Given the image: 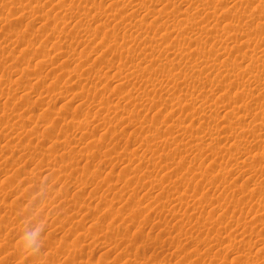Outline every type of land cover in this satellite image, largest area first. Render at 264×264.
<instances>
[{"label":"rangeland","instance_id":"374dc122","mask_svg":"<svg viewBox=\"0 0 264 264\" xmlns=\"http://www.w3.org/2000/svg\"><path fill=\"white\" fill-rule=\"evenodd\" d=\"M263 109L264 0H0V264H264Z\"/></svg>","mask_w":264,"mask_h":264},{"label":"bare ground","instance_id":"6f19581e","mask_svg":"<svg viewBox=\"0 0 264 264\" xmlns=\"http://www.w3.org/2000/svg\"><path fill=\"white\" fill-rule=\"evenodd\" d=\"M167 1H168V0H167ZM132 3H133V2H132ZM234 3H235V2H234ZM193 4H195V3H193ZM202 4H203V3H202ZM207 5H208V4H207ZM163 7H164V6H163ZM186 7H187V6H186ZM196 7H197V6H196ZM138 8H139V7H138ZM204 8H206V7H204ZM204 8H203V9H204ZM209 8H210V5H209ZM187 9H188V8H187ZM200 9H201V8H200ZM214 9H215V8H214ZM158 11H159V9H158ZM130 12H131V11H130ZM156 12H157V11H156ZM164 12H165V11H164ZM192 12H193V11H192ZM195 12H196V11H195ZM213 12H214V11H213ZM146 13H147V12H146ZM207 13H208V11H207ZM209 14H210V13H209ZM211 14H213V13H211ZM116 15H117V14H116ZM158 15H159V14H158ZM158 15H157V16H158ZM160 15H161V14H160ZM130 16H131V15H130ZM214 16H215V14H214ZM145 17H146V16H145ZM161 17H162V16H161ZM200 17H201V16H200ZM211 17H212V16H211ZM143 18H144V17H142V19H143ZM162 18H163V17H162ZM140 19H141V18H140ZM151 19H152V18H151ZM205 19H206V17H205ZM212 19H213V18H212ZM144 20H145V19H144ZM173 20H174V19H173ZM213 20H214V19H213ZM216 20H217V19H216ZM216 20H215V21H216ZM197 21H198V20H197ZM158 22H159V21H158ZM167 22H168V21H167ZM186 22H187V21H186ZM188 22H190V21H188ZM191 22H192V21H191ZM191 22H190V23H191ZM195 22H196V21H195ZM208 22H209V21H208ZM145 23H146V22H145ZM149 23H150V22H149ZM180 23H181V22H180ZM198 23H199V22H198ZM143 24H144V23H143ZM146 24H147V23H146ZM155 24H156V23H155ZM163 24H164V23H163ZM187 24H188V23H187ZM144 25H145V24H144ZM195 25H196V24H195ZM212 25H213V24H212ZM214 25H215V24H214ZM140 26H141V25H140ZM150 26H151V25H150ZM166 26H167V25H166ZM169 26H170V25H169ZM169 26H168V27H169ZM181 26H182V25H181ZM185 26H186V25H185ZM192 26H193V25H192ZM197 26H198L197 28H200L199 25H197ZM133 27H134V26H133ZM136 27H137V26H136ZM146 27H147V26H146ZM162 27H163V26H162ZM168 27H167V28H168ZM188 27H189V26H188ZM208 27H209V26H208ZM174 28H175V27H174ZM193 28H194V27H193ZM203 28H204V27H203ZM215 28H216V27H215ZM205 29H206V28H205ZM211 29H213V28H211ZM175 30H176V28H175ZM197 30H198V29H197ZM156 31H157V30H156ZM169 31H170V30H169ZM171 31H172V30H171ZM179 31H180V30H179ZM165 32H166V31H165ZM175 32H176V31H175ZM191 32H192V31H191ZM215 32H216V31H215ZM163 33H164V32H163ZM197 33H198V32H197ZM197 33H196V34H197ZM203 33H204V31H203ZM224 33H225V32H224ZM226 33H227V32H226ZM228 33H229V32H228ZM234 33H235V32H234ZM239 33H240V32H239ZM164 34H165V33H164ZM170 34H171V33H170ZM190 34H191V33H190ZM198 34H199V33H198ZM232 34H233V33H232ZM232 34H231V35H232ZM167 35L169 36V34H167ZM171 35H172V34H171ZM174 35H175V34H174ZM185 35H186V34H185ZM185 35H184V36H185ZM216 35H217V34H216ZM148 36H149V35H148ZM178 36H179V35H178ZM228 36H229V35H228ZM228 36H227V37H228ZM165 37H166V36H165ZM165 37H164V38H165ZM156 38H157V37H156ZM192 38H193V37H192ZM192 38H191V39H192ZM209 38H210V37H209ZM211 38H212V36H211ZM214 38H215V37H214ZM216 38H217V37H216ZM225 38H226V37H225ZM236 38H237V37H236ZM246 38H247V37H246ZM248 38H249V37H248ZM169 39H170V38H169ZM175 39H176V38H175ZM221 39H222V38H221ZM223 39H224V38H223ZM142 40H143V39H142ZM144 40H145V39H144ZM176 40H177V39H176ZM210 40H211V39H210ZM247 40H248V39H247ZM146 41H147V39H146ZM149 41H150V40H149ZM166 41H167V40H166ZM171 41H172V39H171ZM222 41H223V40H222ZM240 41H241V40H240ZM245 41H246V40H245ZM144 42H145V41H144ZM144 42H143V43H144ZM179 42H180V41H179ZM185 42H186V41H185ZM246 42H247V41H246ZM192 43H193V42H192ZM212 43H213V42H212ZM240 43H241V42H240ZM195 44H196V43H195ZM214 44H215V43H214ZM248 44H249V43H248ZM144 45H145V43H144ZM168 45H169V44H168ZM219 45H220V44H219ZM222 45H223V44H222ZM167 47L169 48V46H167ZM181 48H182V47H181ZM219 48H222V47L220 46ZM233 48H234V47H233ZM252 49H253V48H252ZM183 50H184V49H183ZM183 50H181V51H183ZM196 50H197V49H196ZM218 50H219V49H218ZM168 51H169V50H168ZM193 51H194V50H193ZM223 51H224V50H223ZM226 51H227V50H226ZM123 52H124V51H123ZM197 52H198V51H197ZM218 52H219V51H218ZM182 53H183V52H182ZM188 53H189V52H188ZM188 53H187V54H188ZM220 53H222V52H219V54H220ZM226 53H227V52H226ZM249 53H250V52H249ZM261 53H262V52H261ZM148 54H149V53H148ZM173 54H174V53H173ZM179 54H181V53H179ZM240 54H241V53H240ZM151 55H152V54H151ZM185 55H186V54H185ZM214 56H215V55H214ZM247 56H248V55H247ZM210 57H211V56H210ZM261 57H262V56H261ZM206 58H207V57H206ZM243 58H244V57H243ZM256 58H257V57H256ZM258 58H259V56H258ZM152 59H153V58H152ZM152 59H151V60H152ZM151 60H150V61H151ZM153 60H154V59H153ZM252 60H254V59H252ZM207 61H208V60H207ZM213 61H215V60H213ZM256 61H257V59H256ZM209 62H211V61H209ZM257 62H258V61H257ZM253 63H254V62H253ZM210 64H211V63H210ZM220 64H221V63H220ZM247 64H248V63H247ZM213 65H214V64H213ZM211 66H212V65H211ZM224 66H225V65H224ZM240 66H241V65H240ZM192 67H193V66H192ZM192 67H191V68H192ZM212 67H213V66H212ZM248 67H250V65H249ZM248 67H247V68H248ZM236 68H238V67H236ZM250 68H251V67H250ZM238 69H239V68H238ZM223 70H224V69H223ZM241 71H242V70H241ZM252 71H253V70H252ZM219 72H220V71H219ZM131 73H132V72H131ZM237 73H238V72H237ZM246 73H247V72H246ZM248 73H251V72H248ZM248 73H247V74H248ZM133 74H134V73H133ZM230 74H231V73H230ZM244 74H245V73H244ZM254 74H255V73H254ZM226 75H227V73H226ZM232 75H233V74H232ZM250 75H251V74H250ZM250 75H248V76H250ZM255 75H256V74H255ZM134 76H135V75H134ZM230 76H231V75H230ZM238 76H239V75H238ZM250 77H251V76H250ZM255 77H258V76H255ZM234 78H235V77H234ZM246 78H248V77H246ZM258 79H259V78H258ZM250 80H251V79H250ZM255 81H256V80H255ZM242 82H243V81H242ZM203 83H204V82H203ZM151 84H152V83H151ZM254 86H255V85H254ZM151 89H153V88H151ZM248 91H249V90H248ZM142 98H143V97H142ZM215 99H216V98H215ZM136 102H137V101H136ZM204 102H205V101H204ZM212 103H213V102H212ZM200 106H201V105H200ZM205 106H206V105H205ZM257 106H258V105H257ZM259 106H260V105H259ZM202 107H203V106H202ZM202 107H201V108H202ZM136 108H137V107H136ZM237 108H238V107H237ZM196 109H197V108H196ZM203 109H204V108H203ZM207 109H209V106H208ZM133 110H134V109H133ZM141 110H142V109H141ZM255 110H256V109H255ZM259 110H260V109H259ZM263 110H264V109H263ZM204 111H205V110H204ZM204 113H205V112H204ZM261 113H262V112H261ZM199 114H200V113H199ZM200 115H201V114H200ZM198 116H199V115H198ZM223 118H225V117H223ZM248 124H249V123H248ZM183 126H184V125H183ZM247 127H248V126H247ZM184 128H185V127H184ZM107 129H108V128H107ZM173 129H174V128H173ZM109 130H110V129H109ZM253 131H254V129H253ZM106 132H107V131H106ZM185 132H186V131H185ZM107 133H108V132H107ZM172 133H173V132H172ZM186 134H187V133H186ZM154 136H155V135H154ZM211 138H213V136H212ZM206 139H207V138H206ZM213 139H214V138H213ZM213 139H212V140H213ZM154 140H155V139H154ZM176 140H177V139H176ZM204 140H205V139H204ZM190 141H191V139H190ZM190 141H189V142H190ZM192 141H193V140H192ZM192 141H191V142H192ZM201 141H203V138H202L200 141H198V142L201 143ZM133 142H134V141H133ZM147 142H148V141H147ZM191 142H190V143H191ZM198 142H197V143H198ZM208 142H209V141H208ZM234 142H235V140H234ZM192 143H193V142H192ZM200 143H199V145H200ZM203 143H204V142H202V144H203ZM210 143H211V142H210ZM210 143H209V144H210ZM153 144H154V143H153ZM188 144H189V143H188ZM147 145H148V144H147ZM186 145H187V144H186ZM191 145H195V144H191ZM206 145H207V144H206ZM239 145H240V144H239ZM239 145H238V146H239ZM180 146H181V145H180ZM238 146H237V148H238ZM190 147H194V146H190ZM195 147H196V146H195ZM195 147H194L193 149H197V148H199V146H198L197 148H195ZM201 147H202V149H203V146H202V145H201ZM205 147H206V146H205ZM187 148H188V147H187ZM235 148H236V147H235ZM193 149H192V150H193ZM177 150H178V149H177ZM190 150H191V149H190ZM197 150H198V149H197ZM200 150H201V148H200ZM125 152H126V151H125ZM241 152H242V151H241ZM241 152H240V153H241ZM255 154H256V153H255ZM257 154H258V153H257ZM257 154H256V155H257ZM235 155H236V154H235ZM237 156H238V155H237ZM237 156H235L234 158H236ZM238 157H239V159H237V160H240V159L242 158V156H238ZM238 157H237V158H238ZM240 157H241V158H240ZM253 157H254V156H253ZM253 157H251V158H253ZM234 158H233V160H234ZM245 158H246V157H245ZM248 159H249V158H248ZM243 160L245 161V159H243ZM243 160H240V161L242 162ZM251 163H252V162H251ZM236 164H237V163H236ZM238 164H239V163H238ZM244 164H245V162H244ZM244 164H243V162H242V164L240 163V166H241V165H244ZM247 165H248V163H247ZM249 165H250V164H249ZM252 165H253V164H252ZM252 165H251V166H252ZM241 167H243V166H241ZM260 167H261V166H260ZM255 170H256V169H255ZM259 176H261V174H259ZM263 181H264V180H263ZM160 184H161V183H160ZM161 185H162V184H161ZM187 203H189V201H188ZM188 205H189V204H188ZM210 261H211V260H210Z\"/></svg>","mask_w":264,"mask_h":264}]
</instances>
